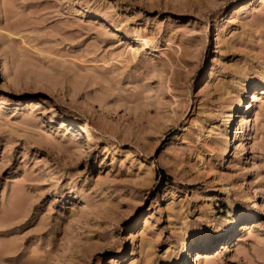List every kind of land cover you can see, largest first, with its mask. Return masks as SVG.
Wrapping results in <instances>:
<instances>
[{"label": "rangeland", "instance_id": "obj_1", "mask_svg": "<svg viewBox=\"0 0 264 264\" xmlns=\"http://www.w3.org/2000/svg\"><path fill=\"white\" fill-rule=\"evenodd\" d=\"M263 76L264 0H0V264H264Z\"/></svg>", "mask_w": 264, "mask_h": 264}, {"label": "bare ground", "instance_id": "obj_2", "mask_svg": "<svg viewBox=\"0 0 264 264\" xmlns=\"http://www.w3.org/2000/svg\"><path fill=\"white\" fill-rule=\"evenodd\" d=\"M249 5H251V1H248V3L245 6H243V8H241V10H245ZM239 11L240 10L237 9L235 12H239ZM137 37H138V41L141 44V49L135 50V49L131 48L130 53L132 54L131 57L134 60H141L142 59L141 51H144V50H147L148 48L154 47V40L152 38L145 36V35H142L140 33L138 34ZM238 79H237L238 80L237 83H235V84H237V86L240 89H243V91L247 90L248 88H251V87L257 89V86L260 83H264V76L261 79L258 78V80H253V78L252 79L249 78V79H247L246 82L241 78H238ZM244 93H245V91H244ZM252 94H253V97L250 95L251 98H256V99L258 98V97H256V94H254V93H252ZM243 96L244 95H242L241 97H238V100L235 102V105L233 106V110H235L236 112L240 111V113L238 115L239 120L237 119L239 121V123H237V126H236V124H234L235 123L234 121L236 119V118L234 119V117H237L236 113L234 114L233 111H230L226 115V118L224 119V129H221L220 133H218V131L216 129H213V131H212L211 135L220 134L223 153H228V151L230 150V147L232 144V138H233L234 134L237 136L238 132L241 130V131H245V135H246L247 134L246 132L248 131V128L251 125L250 120H249L250 116H248L247 111L245 112L244 109H241ZM255 118L257 119V117H255ZM234 130H235V133H234ZM86 132L88 133V137L90 138L91 135H90L89 131L86 130ZM244 143L242 145L243 146L242 148H243V150H246V144H244ZM232 152H233V150H232ZM239 154H241V153H239ZM245 162H247V161H245ZM250 194L251 193L248 194L249 200H250V198L252 199V197H251L252 195H250ZM246 196H247V194H246ZM254 205L257 207L259 206L257 204V202H255ZM207 208H208V211L210 214L214 213L215 209H214L212 203L207 204ZM225 219L230 223H234L238 219L248 220V219H250V215L244 214V212L238 210L235 207L234 210L230 213V215L228 217H226ZM202 222H205V223L204 224H198L195 227H193L189 233L190 237L184 239V241L182 242V245L180 246L179 249H177L173 253L169 252L160 264H183V262L187 259L185 253H188V250H187L188 244L192 245L193 242H194V244H197V245L208 244L210 239H211L213 232L216 230V228H218L220 222H217L215 219H211L208 216L204 217V219H202ZM244 225L248 226L247 223ZM196 254L199 257L204 255V254L200 253V251H198Z\"/></svg>", "mask_w": 264, "mask_h": 264}, {"label": "trees", "instance_id": "obj_3", "mask_svg": "<svg viewBox=\"0 0 264 264\" xmlns=\"http://www.w3.org/2000/svg\"><path fill=\"white\" fill-rule=\"evenodd\" d=\"M159 175L162 176V177H170L168 174H166V170L164 168H161L159 170Z\"/></svg>", "mask_w": 264, "mask_h": 264}]
</instances>
